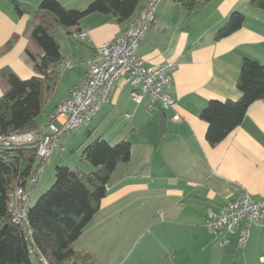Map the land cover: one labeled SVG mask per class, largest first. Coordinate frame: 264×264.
<instances>
[{
  "label": "crops",
  "instance_id": "crops-1",
  "mask_svg": "<svg viewBox=\"0 0 264 264\" xmlns=\"http://www.w3.org/2000/svg\"><path fill=\"white\" fill-rule=\"evenodd\" d=\"M42 1L0 0V49L15 36L9 49L0 53V70L10 68L24 79L35 75L26 57L32 16L19 15L15 2L36 9ZM59 1L67 8H84L92 0ZM141 1L124 22L99 12L82 20V29L89 32L84 45L92 49L90 55L77 44H70L71 53H65L61 42L64 61L73 60L78 52L83 69L40 122L55 91L47 100L37 118L40 127L84 77L96 48L125 34L142 14L148 0ZM200 1L201 7L189 12L178 2L161 0L155 25L137 48L148 64H177L169 87L175 108L149 110L148 99L136 104L130 84L121 78L109 102L89 121L92 128L87 126L86 131H95V137L113 142L121 134L132 142L130 160L116 166L99 209L73 243L77 251L91 254L92 264H263L264 219L251 226L248 241L240 244L237 234L209 230L205 217L235 197H264V99L254 101L241 124L216 145L207 140L208 123L201 112L209 100L241 97L237 79L244 58L264 63V9L250 0ZM233 11L245 15L243 26L215 39ZM67 69L76 71L75 66ZM5 89L0 78V97ZM117 110L130 116L117 122L115 135L109 137L106 126ZM176 113L180 121L173 120ZM64 144L66 140L60 141L59 147ZM59 152L55 160L61 157L58 162H65ZM223 239L228 240L226 246L220 244Z\"/></svg>",
  "mask_w": 264,
  "mask_h": 264
},
{
  "label": "trees",
  "instance_id": "trees-1",
  "mask_svg": "<svg viewBox=\"0 0 264 264\" xmlns=\"http://www.w3.org/2000/svg\"><path fill=\"white\" fill-rule=\"evenodd\" d=\"M172 1L189 12L203 4L200 0ZM139 2L92 0L84 8H67L59 0H43L36 9L15 2L19 15L32 16L26 30L29 38L26 57L35 75L24 79L10 68L0 70V78L6 84L0 97V136L44 127L38 125L37 118L62 75L61 42L82 30V20L87 15L112 14L118 22H124L133 16ZM250 2L264 9V0ZM244 21L242 12L233 11L216 32L215 39L238 30ZM14 38L0 53L9 49ZM237 87L241 91L238 100L212 99L201 112V118L208 123L207 140L211 145L222 141L241 124L254 101L264 99V63L244 58ZM94 132L86 131L81 165H57L54 183L36 203H30L26 221L20 223L14 222L9 210L11 194L21 187L31 196L48 160L38 156L40 137L33 142L10 146L0 142V264H43L42 258L49 264L91 263V254L77 251L73 243L99 209L116 166L130 160L132 147L128 138L112 142L103 136L95 137ZM33 177H36L35 182ZM28 183L32 185L31 190Z\"/></svg>",
  "mask_w": 264,
  "mask_h": 264
},
{
  "label": "built area",
  "instance_id": "built-area-1",
  "mask_svg": "<svg viewBox=\"0 0 264 264\" xmlns=\"http://www.w3.org/2000/svg\"><path fill=\"white\" fill-rule=\"evenodd\" d=\"M161 0H148L141 15L135 18L125 34L110 40L95 51V57L88 63L84 77L70 90L67 98L52 112L50 121L40 130L12 132L0 136L3 145L25 144L41 138L38 156L48 160L54 148L60 145V135L79 127L84 122L95 118L109 102L113 89L121 78L130 84L133 100L142 104L148 99V109L175 108L176 101L169 90L175 62L151 65L138 56L137 48L146 31L155 25L156 10ZM75 38L86 41L89 32L85 29L74 34ZM70 60L61 64V70L71 68ZM126 117L130 114L126 113ZM59 120V124L54 122ZM173 120L180 121L176 113ZM36 181V177L32 178ZM30 205V196L23 188H17L10 197L9 210L16 223L26 221V212ZM264 219V197L256 199L249 194L235 197L219 211L210 210L205 217V225L214 233L219 231L229 235L237 234L238 243L245 244L250 236L253 224ZM227 239L220 241L226 246ZM264 264V254L261 256ZM43 264H49L42 258ZM68 264H92L70 262Z\"/></svg>",
  "mask_w": 264,
  "mask_h": 264
},
{
  "label": "rangeland",
  "instance_id": "rangeland-1",
  "mask_svg": "<svg viewBox=\"0 0 264 264\" xmlns=\"http://www.w3.org/2000/svg\"><path fill=\"white\" fill-rule=\"evenodd\" d=\"M143 1L144 0L141 1V4L143 3ZM70 44H77L80 46V51L85 52L87 55L91 54L92 49L85 46L84 41H82L81 39L76 40V39H74L73 36H70L67 39H64L62 41L63 51L65 53H69L71 51ZM76 54L74 56L75 58H73V60H71L72 66H75L76 71L71 72L70 71L71 69H65L62 72V75H63L68 70L67 71L68 73L66 72L65 77H61V79L59 81L60 84L57 86L53 98L48 102V105L45 107L43 113L41 114L40 119H39L40 122L43 120V118H45V116L47 115V112L52 108V106L67 92V89H68L70 82L78 76L79 70L83 69V65L80 62L81 61L80 54H78V52ZM124 119H125L124 112L117 110V113H115V115H114V120H113L112 124H110L109 126H106V128H108V131H109L108 132L109 137H112L115 135V133H116L115 131H117V129H118L117 128V122L122 121ZM91 124H92V122H89V121L84 122L79 127L75 128L73 130H69V131L63 133L62 135H60V141L64 142V140H66V144H64L63 147L60 146L61 148L60 147L54 148L51 157L48 159L44 168L41 170L40 175H39L40 181L37 183V187L31 193V197H30V203L31 204L36 203V201L38 200L40 195L42 193L46 192L54 183V181H55V167L57 165H59L60 163L67 164L70 166L81 165V164H79L80 163L79 160L81 157L82 149L84 147L83 143L85 140V134H86L87 129L92 128V127H90ZM79 131L82 133L79 134L78 133ZM124 136L125 135H121V134L115 136V138H113V142L119 141ZM59 150H62V152L64 153V157H66L65 162H58V161H60L61 157H58L55 160V156H56L57 152L60 153ZM31 186L32 185L30 183H28V188L30 190H31Z\"/></svg>",
  "mask_w": 264,
  "mask_h": 264
}]
</instances>
